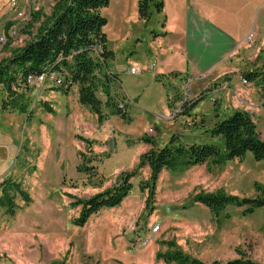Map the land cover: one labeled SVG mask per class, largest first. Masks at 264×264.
I'll use <instances>...</instances> for the list:
<instances>
[{
    "label": "rangeland",
    "instance_id": "374dc122",
    "mask_svg": "<svg viewBox=\"0 0 264 264\" xmlns=\"http://www.w3.org/2000/svg\"><path fill=\"white\" fill-rule=\"evenodd\" d=\"M63 2L0 0V66L43 33ZM100 12L113 56L96 74L117 79L109 83V98L100 86L96 93L103 101L101 122L78 102L77 84L61 90L60 72L28 75L8 106L0 86V195L10 177L28 196L27 203L15 196L13 212L0 205V264H182L165 257L175 254L204 264H264V206L228 204L214 212L195 200L214 193L263 197L264 160L250 152L217 164L163 169L152 194L139 187L149 178L144 165L119 205L101 208L82 226L74 223L79 200L111 188L120 174L137 169L144 152L171 136L184 144L218 143L208 135L210 127L244 111L264 139V82L242 81L243 73L256 69L188 80L154 54L156 11L144 21L137 0H109ZM262 55L256 63L264 64ZM108 99L125 118L104 105Z\"/></svg>",
    "mask_w": 264,
    "mask_h": 264
},
{
    "label": "trees",
    "instance_id": "16d2710c",
    "mask_svg": "<svg viewBox=\"0 0 264 264\" xmlns=\"http://www.w3.org/2000/svg\"><path fill=\"white\" fill-rule=\"evenodd\" d=\"M108 4L109 0H67L58 6L52 20L44 27L43 33L41 32L39 37L0 66V86L7 93V99L3 104L6 106L10 104L8 98L16 95L14 87L26 84L28 75L60 72L61 90L68 93L71 87L77 84L78 102L88 106L101 122L105 118L102 112L103 101L96 93L100 86L105 96L109 98V83L117 81L106 72L103 73V80L96 74L113 56L112 51L107 48L106 35L102 30L107 20L100 12ZM162 7L163 0H137L138 15L144 21L149 20L153 11L161 12ZM159 34L154 32L153 36ZM95 52L99 55L96 58L93 55ZM263 73L255 70L247 71L243 75L247 81L260 79L264 82ZM17 99L18 97L12 102ZM113 102V99H108L104 105L111 106L113 113L125 118L126 113L120 109L119 104ZM18 106V109L24 107ZM208 135L217 138L218 143L184 144L177 137L171 136L162 147L148 149L141 155L137 169L120 174L111 188L79 200L77 204L81 206L80 213L74 219V223L82 226L101 208L119 205L132 188L131 178L144 165L149 168V178L140 182L139 187L141 190L147 189L149 194H152L156 179L163 169L172 171L179 167L185 168L206 162L217 164L236 158L241 159L247 152H250L255 160H264V139L259 137L254 123L244 111H234L217 120L208 130ZM145 140L153 145V139ZM91 168L85 167L84 170L89 171ZM1 186L0 205H7L6 208L10 209V212L14 210L15 196H21L27 203V194L20 190L19 184L12 178L4 179ZM195 200L214 212L228 204L245 206L249 210L264 206V196L259 199H247L214 193L197 195ZM165 257L174 258L182 264H204L182 254ZM210 264L255 263L233 259L225 263L214 261Z\"/></svg>",
    "mask_w": 264,
    "mask_h": 264
},
{
    "label": "crops",
    "instance_id": "0c3cea01",
    "mask_svg": "<svg viewBox=\"0 0 264 264\" xmlns=\"http://www.w3.org/2000/svg\"><path fill=\"white\" fill-rule=\"evenodd\" d=\"M157 17L154 54L161 65L176 67L172 74L193 81L264 71V64L256 63L260 53L264 61V0H163Z\"/></svg>",
    "mask_w": 264,
    "mask_h": 264
},
{
    "label": "built area",
    "instance_id": "2783aa9c",
    "mask_svg": "<svg viewBox=\"0 0 264 264\" xmlns=\"http://www.w3.org/2000/svg\"><path fill=\"white\" fill-rule=\"evenodd\" d=\"M250 39H251V35H249V36L247 37V40H250ZM132 71H135V68H132ZM32 78H34V77L29 76V79H32ZM40 78H42V75H41ZM242 81H243L244 83L247 82V80H246L245 78H243ZM155 229H158V227H155ZM155 229H154V231H155ZM141 245H142V246L145 245V242H142Z\"/></svg>",
    "mask_w": 264,
    "mask_h": 264
},
{
    "label": "water",
    "instance_id": "95a60500",
    "mask_svg": "<svg viewBox=\"0 0 264 264\" xmlns=\"http://www.w3.org/2000/svg\"><path fill=\"white\" fill-rule=\"evenodd\" d=\"M110 143H111V141H110Z\"/></svg>",
    "mask_w": 264,
    "mask_h": 264
}]
</instances>
